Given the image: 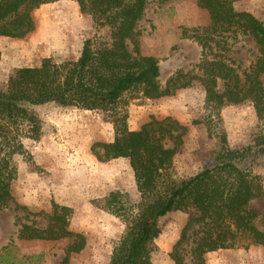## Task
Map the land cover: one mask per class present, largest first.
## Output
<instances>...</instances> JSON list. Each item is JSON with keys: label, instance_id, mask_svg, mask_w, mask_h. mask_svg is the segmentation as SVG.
I'll return each mask as SVG.
<instances>
[{"label": "trees", "instance_id": "obj_1", "mask_svg": "<svg viewBox=\"0 0 264 264\" xmlns=\"http://www.w3.org/2000/svg\"><path fill=\"white\" fill-rule=\"evenodd\" d=\"M54 1L58 0H0V36L24 37L34 29L32 11ZM73 1L97 29H106L108 34L84 38L76 59L44 57L36 65L20 67L0 87V209L13 200L11 184L18 172L14 156L27 153L23 140L41 137L37 107L54 103L118 115L113 122V139L93 142L90 150L99 161L126 158L141 200L125 211L119 190H111L104 197L102 207L125 222L108 264H153V242L162 231L160 219L171 211L189 213L169 252L174 264H185L186 242L190 244L191 264H205V255L220 249H247L252 244L264 247V231L254 223L257 213L250 207L253 198L264 197L256 167L258 156H264V123L248 144L235 148L219 126L221 108L245 102L264 122V18L237 9L235 0H195L209 20L193 29L190 36L201 48L196 71L177 69L161 85L157 59L141 54L136 39L137 22L147 0ZM236 32L251 36L257 47L258 54L247 69L226 55L229 38ZM220 81L222 89H218ZM194 82L204 90L203 107L208 112L201 119L193 118L192 123H203L212 135L214 116L219 147L213 151L211 165L173 180L167 171L187 126L166 116L130 129L127 114L117 111L127 103L125 96H173ZM16 208L29 213L25 205ZM41 213L46 225L20 222L17 238L68 239L60 262L67 264L70 254L86 244L85 235L69 227L72 207L51 200L50 210ZM10 252V248H3L0 264L12 263L7 256Z\"/></svg>", "mask_w": 264, "mask_h": 264}, {"label": "rangeland", "instance_id": "obj_2", "mask_svg": "<svg viewBox=\"0 0 264 264\" xmlns=\"http://www.w3.org/2000/svg\"><path fill=\"white\" fill-rule=\"evenodd\" d=\"M234 2L237 9L264 18V0ZM205 12L195 0H147L144 14L137 22L136 39L141 54L157 59L161 85L177 69L196 71L201 48L190 36L193 29L208 24ZM31 16L34 29L24 37L0 36V87L20 67L36 65L44 57L57 61L76 59L84 38L108 34L106 29H97L91 17L81 13L73 0L43 4ZM194 20L199 23L193 24ZM229 43L226 55L241 69L249 68L258 54L252 37L236 32ZM129 48L133 49L132 43ZM218 89H222L221 81ZM125 100L127 103L117 112L127 114L130 129H137L151 119L160 120L166 117L165 113L174 114L169 116L187 126L183 143L167 171L168 178L178 180L212 164L213 151L219 147V128L217 124L213 126L214 116L212 135H208L203 123H192L193 118L201 119L208 112L203 107L204 90L200 83L179 89L173 96L149 99L135 95L125 96ZM37 111L42 120L41 137L23 140L27 153L14 156L18 172L11 184L13 200L0 209V254L8 247L11 264H60L68 239L17 238L20 222L44 227L46 218L41 211L48 212L51 200H55L72 207L69 227L86 238L84 248L71 253L67 264H108L124 233L125 222L102 207L104 197L111 190H119L125 211L141 200L126 158L99 161L90 150L93 142L113 139V122L118 115L54 103L38 106ZM219 117V126L233 148L248 144L264 123L257 119L249 102L224 106ZM258 159L257 172L264 187V156ZM17 205H25L29 213L17 209ZM250 207L257 213L254 223L264 231V197L253 198ZM188 216V212L171 211L160 219L162 231L153 242V264H174L169 252ZM189 250L190 244L186 242L185 264H191ZM205 264H264V247L252 244L247 249L208 252Z\"/></svg>", "mask_w": 264, "mask_h": 264}, {"label": "crops", "instance_id": "obj_3", "mask_svg": "<svg viewBox=\"0 0 264 264\" xmlns=\"http://www.w3.org/2000/svg\"><path fill=\"white\" fill-rule=\"evenodd\" d=\"M206 13V12H205ZM207 20H208V15H207ZM188 23H190V22H188ZM197 23H199V21H197V20H194V22H193V24H197ZM164 97V96H163ZM166 98H168V97H166ZM168 109V108H167ZM166 114V116H169V115H174V114H172V113H165Z\"/></svg>", "mask_w": 264, "mask_h": 264}]
</instances>
